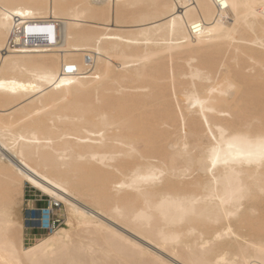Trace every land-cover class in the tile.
I'll return each instance as SVG.
<instances>
[{
    "label": "bare ground",
    "instance_id": "1",
    "mask_svg": "<svg viewBox=\"0 0 264 264\" xmlns=\"http://www.w3.org/2000/svg\"><path fill=\"white\" fill-rule=\"evenodd\" d=\"M259 89L264 0H0V264H264ZM24 182L66 207L28 246Z\"/></svg>",
    "mask_w": 264,
    "mask_h": 264
},
{
    "label": "rangeland",
    "instance_id": "2",
    "mask_svg": "<svg viewBox=\"0 0 264 264\" xmlns=\"http://www.w3.org/2000/svg\"><path fill=\"white\" fill-rule=\"evenodd\" d=\"M110 25L112 27L114 26H120V27H131L134 25L133 22H128L125 18L121 19V22L116 21L115 17L110 21ZM228 47V46H225ZM231 63H234V60L230 61ZM251 63V62H250ZM245 69L244 72L247 73L253 80H255V71L250 72L251 67L248 68V62L244 63ZM247 64V65H246ZM246 70V71H245ZM250 72V73H249ZM259 92V107L264 108V91L258 90ZM98 102V100H96ZM262 118H264V115H262ZM52 198L47 195L46 193L40 191L39 189L31 186L29 183L24 182L22 193L18 192L15 197V201L13 204V212L15 216L18 218V221L21 222V227L18 230L21 234H23V241L26 246L33 245L36 243L39 239L48 236L50 233H47L45 231L39 230L37 228H32L31 224H29V220L33 219L30 213H35L38 210V208H42L46 206L49 201ZM90 201V200H89ZM17 202V203H15ZM19 204V205H18ZM62 204V205H61ZM63 208V209H62ZM56 217H57V229L60 228V225H63V223L66 220V207L63 203H60L59 206L56 207ZM61 219V220H60ZM63 219V220H62ZM63 221V222H62ZM52 233V232H51Z\"/></svg>",
    "mask_w": 264,
    "mask_h": 264
},
{
    "label": "built area",
    "instance_id": "3",
    "mask_svg": "<svg viewBox=\"0 0 264 264\" xmlns=\"http://www.w3.org/2000/svg\"><path fill=\"white\" fill-rule=\"evenodd\" d=\"M55 26L50 23H32L26 24L24 28L19 27L14 30V38L17 34H20L24 39L23 45H32L34 41H37L39 44L50 43L51 39L54 37ZM11 40L13 45H17L15 39ZM60 203L55 199H51L49 203L42 207L38 208L35 213H30L33 219H30L29 224H31L32 228H37L39 230L45 231L47 233L54 232L57 230V213L56 207L59 206Z\"/></svg>",
    "mask_w": 264,
    "mask_h": 264
}]
</instances>
